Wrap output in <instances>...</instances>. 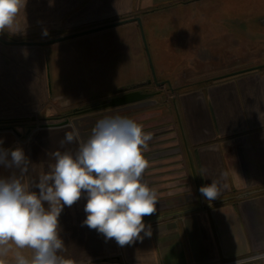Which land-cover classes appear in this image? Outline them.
<instances>
[{
  "label": "crops",
  "instance_id": "0c3cea01",
  "mask_svg": "<svg viewBox=\"0 0 264 264\" xmlns=\"http://www.w3.org/2000/svg\"><path fill=\"white\" fill-rule=\"evenodd\" d=\"M170 1L176 4L174 7L186 9L182 19L170 17L175 23L170 25V40L176 43L177 50L198 52L193 53L190 67H194L196 60L202 68L210 66L205 64L210 62L206 52L212 49L211 44L220 43L221 36L225 39L227 30L219 25L213 35L212 16L205 9L208 0H28L25 10L18 16V22L23 25L34 18L35 3L57 2L59 14L78 4V27L84 30L105 27L47 45L52 48L24 43L33 41L4 42L0 39V120L16 121L18 117L27 120L29 115L43 113L37 124L30 119L27 126L25 123L16 126L24 128L27 136L16 133L14 141L9 138L7 145H3L4 148L22 147L30 158L32 163L26 180L37 179L48 170V165L54 162L53 152H75L78 148L76 142L61 146L65 134L73 130L74 122L63 127L42 123L47 118L55 119L51 115L56 109L54 107L51 112V102L57 105L68 99L79 102L109 97L130 88L131 81L138 83L149 76L142 30L144 35L151 32L149 39L156 41L152 25L157 24V16L169 8L140 5ZM221 2L218 1L219 8ZM251 8L248 6L245 11L248 18H264L263 7L258 12ZM59 14L48 12L46 18L56 19ZM133 17L139 18L140 25L136 20L110 25ZM222 18L226 17H218ZM195 72L193 69L184 79L176 73L174 83L200 82L201 85L183 92L171 91V105L157 109L144 100L106 108L91 116H78V124L74 123V127L80 136L85 133L88 138L96 122L106 116L131 118L143 126L145 133L153 131L154 127L158 130L166 123L170 129L165 134L166 141L157 138L161 134H153L149 145L158 148L164 144L183 146L187 168L181 166L192 180L191 193L197 194L174 101L200 187L215 180L221 189L219 199L234 194V200L209 205L211 201L203 197V207L177 214L198 206L199 200L182 201L183 196L179 195L184 191L182 188L181 192L177 191L179 186L174 183L181 176L178 174L181 160L164 156L155 160L157 162L148 170L154 171L156 179L160 180L159 186L154 187L153 177H145V181L160 195L171 189L172 196L176 197L158 199L156 213L144 217V222L154 219L149 223L151 237L122 247L116 246L114 239L106 240L103 234L82 226L87 215L84 195L71 207L65 206L59 217L60 235L65 243L61 255L65 258L78 262L112 255L116 249L126 253L127 246L138 250L133 259L158 264H219L264 254V191H258L264 187V70L208 78L200 73L195 75ZM89 119L91 123L86 122ZM9 132L0 127V139ZM0 175L7 176L9 171L0 167ZM249 191L252 193L237 197ZM6 259L12 260L11 256ZM9 262L14 263L13 260Z\"/></svg>",
  "mask_w": 264,
  "mask_h": 264
},
{
  "label": "clouds",
  "instance_id": "9594fccd",
  "mask_svg": "<svg viewBox=\"0 0 264 264\" xmlns=\"http://www.w3.org/2000/svg\"><path fill=\"white\" fill-rule=\"evenodd\" d=\"M27 3L0 0V33L21 32L18 16ZM152 139L142 125L120 115L97 121L86 140L73 126L61 146L76 142V151L53 152L54 162L33 180L25 179L32 162L24 149L4 148L0 139V167L9 171L0 175V264H9V256L14 264H73L61 255L65 243L59 217L65 206L71 207L84 195L87 215L82 226L122 247L151 237V225L144 217L156 213L158 194L143 175L149 167L144 153ZM199 191L207 201H214L221 189L213 180ZM252 259L264 260V255Z\"/></svg>",
  "mask_w": 264,
  "mask_h": 264
},
{
  "label": "rangeland",
  "instance_id": "374dc122",
  "mask_svg": "<svg viewBox=\"0 0 264 264\" xmlns=\"http://www.w3.org/2000/svg\"><path fill=\"white\" fill-rule=\"evenodd\" d=\"M135 1L137 2L138 0ZM218 1L219 0H208L205 9L212 16L211 18L212 20L210 21L212 22L213 35L215 33L214 31L219 29L218 28L219 25H221L223 28L227 30L226 32L227 34L225 39H223L221 36L220 43H215L214 45L213 44L210 45V48L212 47V49L206 52L208 55H210V62H205V64H210V66L206 65L205 68H202L197 60L194 61V67L193 68L190 67L191 65L190 59L192 58L193 53L196 54L198 52L177 50L176 47L178 46L176 45V43H173L169 38V35L171 33L170 31L172 30V28H170V25L175 24L173 23V20H171L170 17L176 18L179 16L182 19V17L185 16L186 9L183 7H174L176 4L174 2L172 3L171 1L158 2V3L156 2L142 3V4L140 3L141 7L143 5L153 7V9H155V7L160 9L162 7H167L169 8V10L165 11L163 15L159 14L157 16L159 22L157 24L152 25L153 33L156 35V41L152 42L151 38L149 39V34L151 32L148 31L147 32L148 34H145L146 35L145 36L144 31L142 30V35H143L142 41L144 46L143 48H144L146 64L149 71V76H147L144 80L138 83L131 81V83L128 84V87L146 82L150 79L151 84H148L145 87L147 91L150 92L158 89H160V91L155 96L145 100H147L150 105L159 109L164 106L171 105V96H172L171 91L183 92L184 90L181 89L182 87L186 86V87H190V89H195L196 87L201 85L200 82L174 83L175 78L177 76L176 75L177 72L179 73V78L184 79L185 78L184 75L186 74L189 75V72L193 71V69L196 70L195 75H197V73L204 74L202 76L204 78L213 77V76H221V77L229 76L228 74L238 72L241 70H245L243 72L264 70V25L260 23L259 19L248 18L249 15L245 13L248 6L252 7L251 10L255 12H258V10L260 11V9L263 7L262 12H264V0H220L222 1L221 8L218 7ZM58 8L59 7L57 2L56 3L52 2L50 3V5L43 4L41 2L35 3L34 13H33V15H35L34 18L29 19L27 21L25 20L26 22L24 23V25L19 23L21 32L11 33L6 30L5 32L0 33V37H2L4 40L7 41L23 40V41L41 42L84 30L83 27H78V9H77L78 4L76 7H73L71 9L68 8L66 12H63L61 14H59ZM48 12H50L51 15L59 14L60 17L56 19H47L46 15ZM251 15H253V13H251ZM219 16L226 18L218 19ZM244 16H247V18H243ZM175 20L178 21L177 19H174V21ZM45 32H47V35H44ZM223 42L225 43V45ZM45 48H52V47L46 45ZM41 50H43L42 47ZM199 53L202 54V52ZM153 82L160 83V85L157 86L153 84ZM163 82L165 83L161 84ZM176 85H178V87H176ZM96 100L99 99H92V100L84 99L79 102L78 100L72 101L68 99V100H64L63 102L64 104H57V105L51 102L49 106L51 107V112L54 111V107L56 109L55 110L56 113L51 115L55 119L50 120V118H47V120L43 121L42 123L57 127L70 125L73 122L78 124V116H83V115L91 116L90 114L96 113L102 109L78 113V111L73 112V108L87 107L89 106L90 103ZM42 114L43 113H41L40 115L42 116ZM40 115L34 113L32 115H29V118H27V120H24L23 118H19V117L17 118L16 121L9 118L1 119L0 127L3 128L5 127L8 129V131H10L9 134L3 136V145L4 146L7 145V141L9 140V138H12V140L14 141L15 137L17 136L16 133H19L21 137H23L24 135L27 136L24 128L22 129L16 126H19L20 124L23 123L29 124L27 121L30 119L31 120L34 119L35 124H37L36 122L38 121ZM74 118H76L75 121H73ZM86 122L91 123L92 120L89 119ZM153 122L156 123L158 121H153ZM74 123L71 125L72 127L75 126ZM165 124L166 123H164L163 125L159 124L160 125L159 127H161L160 129L157 130L154 129L157 127H154L153 131H150L152 134H156V135L161 134L162 136L157 138L158 139L161 138L163 141H166V138H168L165 134L167 133V131L170 130L169 126ZM85 135H86L85 133L84 135L82 134L80 136V139L83 140L87 138L85 137ZM144 156L147 157L146 159L149 161L150 167H148L145 170V173L143 175V180L144 181L146 180L145 177L146 178L153 177L155 179L154 180L155 183H153L154 187L159 186L160 180L158 178L156 179L154 171L148 172V170L152 166H154L153 165L154 163L157 162V161L155 162V160L162 158L164 156H167L166 158H168L169 156H172L173 158L175 157V161L181 160V164L179 165L180 172H178V174H180L181 176L176 179V182H174L177 183L180 190L179 189L176 190L181 192V188H182V190L184 191V194L179 195L181 197L183 196L182 201L184 202L198 201L197 194L191 193L193 189V185L190 175L187 174L188 172L186 170L187 163L185 160V152L183 146L180 145L166 146L164 144V147L158 148L149 145V150L144 153ZM182 164L185 165L186 168L182 167L181 166ZM150 186L151 185H149V187ZM171 192H172L171 189L167 190L166 193L164 192L161 195L157 192L158 199L163 198L165 200L170 197H176V196H172L173 194ZM188 212H192V211H188ZM152 222H154V219L149 220L145 223L149 224ZM117 245L118 244L116 243V246ZM137 252L138 250L135 249L133 246L132 247L127 246L126 253L125 251L123 252V250L119 251V249H116V251L112 255L90 258L78 262L73 261V264H158V263H141L138 259H133L132 258L133 255H137ZM8 261H12V260H8ZM235 262H236L235 260L234 261L229 260V261H222V263L219 264H233ZM251 263L264 264V260L256 259L253 260ZM9 264H14V263L9 262Z\"/></svg>",
  "mask_w": 264,
  "mask_h": 264
},
{
  "label": "water",
  "instance_id": "95a60500",
  "mask_svg": "<svg viewBox=\"0 0 264 264\" xmlns=\"http://www.w3.org/2000/svg\"><path fill=\"white\" fill-rule=\"evenodd\" d=\"M131 20H136L138 22V24L140 25V20H139L138 17H133V18H129V19L116 21V22L111 23L110 25L116 24V23H121V22H126V21H131ZM260 23L262 25H264V18L260 19ZM101 27H105V26L90 28V29H87V30H81V31L73 33V34H69V35L61 36V37H56V38H52V39L41 41V42H24V43H31V44L34 43V44H38V45L44 46V45H48V44H51V43H54V42H57V41H61V40H64V39H68V38H71V37H74V36H78V35H81V34L92 32L94 30L100 29ZM142 37H143V35H142ZM0 39L2 41L6 42V40H4L3 38L0 37ZM251 69H248V70H251ZM243 71H245V70L234 72V73H231V74H228V75L229 76L230 75H234V74H237V73H241ZM150 82H151V80L149 79L146 82L139 83V84L131 86L130 88H128V90L122 89V90H120V92L118 94H116L114 96H110V97H106V98H102V99L96 100V101L90 103L89 106H87V107L73 108V112L78 111V113H80V112H89V111H95V110H100V109H106V108H111V107H118V106H121V105H126V104H130V103H134V102L146 99V98H150V97L154 96L157 92H144V91H142V90H140L138 88V87H140L142 85L149 84ZM156 84L158 85V83H156ZM173 105H174V108H175V111H176V114H177V119H178L180 132H181V135H182V139H183V143H184V147H185L188 163H189V166H190V170H191V173H192L193 181H194V184H195V187H196L197 196H198V200H199V205L198 206L193 207V208H189V209H186V210H183V211H180V212H177V214H181V213H185V212H188V211L197 210L200 207H203L204 206V204H203L204 200H203V196L201 195V193L199 191L200 185H199V181H198V178H197V174H196V170H195L192 154H191V151H190V149H189V147L187 145L186 139L184 137V132H183V129H182V125H181L179 116H178V111H177V108H176V104H175L174 101H173ZM247 193L250 194L252 192L249 191V192H246V193H241V194H238L237 197H242V196L246 195ZM222 200L223 199H217V200L208 202V204L211 205L212 203H219Z\"/></svg>",
  "mask_w": 264,
  "mask_h": 264
},
{
  "label": "flooded vegetation",
  "instance_id": "af4514ba",
  "mask_svg": "<svg viewBox=\"0 0 264 264\" xmlns=\"http://www.w3.org/2000/svg\"><path fill=\"white\" fill-rule=\"evenodd\" d=\"M165 82H163V83H161V84H164ZM149 84H151V82L149 83ZM153 84H155V85H157L155 82H153ZM167 84V83H166ZM146 85H148V84H145V85H142V86H140V87H138L140 90H142V91H144V92H148L147 91V89L145 88L146 87ZM160 85V83H158V85L157 86H159ZM169 85V84H168ZM128 90V89H127ZM159 91H160V89H158V90H155V91H150V92H157V93H159ZM120 92V91H119ZM119 92H117L116 94H118ZM156 93V94H157ZM116 94H114V95H116ZM155 94V95H156ZM114 95H112V96H114ZM154 95V96H155ZM110 97V96H109ZM153 97V96H152ZM106 98V97H105ZM151 98V97H150ZM99 99H102V98H99ZM146 99H149V98H146ZM145 99H143V100H140V101H144ZM253 260H256V259H249V260H244V261H248V264H253V263H251ZM233 264H237V262H235V263H233Z\"/></svg>",
  "mask_w": 264,
  "mask_h": 264
},
{
  "label": "trees",
  "instance_id": "16d2710c",
  "mask_svg": "<svg viewBox=\"0 0 264 264\" xmlns=\"http://www.w3.org/2000/svg\"><path fill=\"white\" fill-rule=\"evenodd\" d=\"M182 90H187V89H190V87H182L181 88ZM258 191L262 192L264 191V187L260 188ZM234 194H228V195H225L223 197H221V199H223L221 202H227V201H231V200H234Z\"/></svg>",
  "mask_w": 264,
  "mask_h": 264
}]
</instances>
